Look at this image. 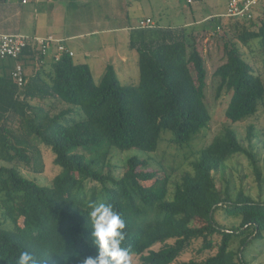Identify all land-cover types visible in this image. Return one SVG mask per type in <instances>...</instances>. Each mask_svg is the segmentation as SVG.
Here are the masks:
<instances>
[{
    "label": "trees",
    "instance_id": "16d2710c",
    "mask_svg": "<svg viewBox=\"0 0 264 264\" xmlns=\"http://www.w3.org/2000/svg\"><path fill=\"white\" fill-rule=\"evenodd\" d=\"M242 24L247 27L239 41L247 45L258 39L264 49V18L260 24ZM178 32L182 33L138 47V83H121L112 65L97 82L89 64L76 63L69 54L52 61L46 78L39 71L42 67L34 70L22 90L11 74L0 78V159L29 166L35 158L29 152L38 141L61 167L52 185L45 186L25 177L15 165H0V193L6 200L4 216L0 215V264H15L22 251L42 257L43 264H82L96 256L87 217L93 201L111 203L121 213L127 232L123 246L142 264H248L244 247L264 238V201L244 189L235 197L228 189L223 193L215 178L236 154L247 155L260 177L256 156L233 128L226 127L201 149L193 173L182 175L171 199L169 177L154 179L156 171L148 170L150 159L132 156L122 176L112 174L113 147L155 152L164 130L172 133L175 144L184 145L211 120L205 101V60L184 30ZM224 50L226 62L214 73L219 78L216 98L224 91L231 93L225 116L236 123L258 112L264 80L236 42L225 41ZM253 136L250 126L247 138ZM40 158L38 151L41 165ZM87 181L96 184L88 189ZM148 181L152 183L146 186ZM220 209L227 216H239V225L220 224L215 217ZM186 215L202 224L190 226L181 220ZM7 220L12 226H6ZM240 237L236 253L230 246ZM198 240V252L215 253L178 260Z\"/></svg>",
    "mask_w": 264,
    "mask_h": 264
},
{
    "label": "rangeland",
    "instance_id": "374dc122",
    "mask_svg": "<svg viewBox=\"0 0 264 264\" xmlns=\"http://www.w3.org/2000/svg\"><path fill=\"white\" fill-rule=\"evenodd\" d=\"M142 1L143 11L146 13L149 11L152 0H140ZM82 0L78 2L81 3ZM101 0H88V3L79 5L76 9H71L75 14L81 15L80 19L87 14L86 10L101 11L104 10L108 14L117 16V18H125L128 14L130 18H134L133 15L136 12L140 14L138 6H135V0H115L114 2H107ZM128 4H131L130 6ZM158 7L162 6L165 11V15L161 16V23L164 25L174 24L182 25L190 23V31L198 29L200 26H196L195 20H202L203 17L211 14V11H217L222 9L223 0H204L200 6H194L189 3L188 0H159ZM156 8H154L155 10ZM135 11V12H134ZM222 12V10H219ZM170 16V19L167 18ZM219 15V14H218ZM91 17V15L89 16ZM208 17V16H207ZM222 22V29L216 27L217 24L213 21L204 23L202 29L194 30L187 33V39L191 43H195L200 53L202 54L206 70H207V87L206 104L211 114V120L206 128L202 129L193 139L184 145H177L172 141V133L168 130H164L161 133L158 149L155 152H145L139 149H130L126 151H120L116 147L112 148L110 154V162L112 165V174L120 177L124 173L127 167V160L132 156H138L141 159H150V167L148 170L156 171L155 178L169 177V194L168 199H171L177 185L181 182L182 175L185 172L193 173V163L199 158L201 149L212 142L216 135L222 133L226 127L233 128L239 140L244 147L251 151L257 159V165L260 171V177L256 169L254 168L250 158L245 154H236L231 157L225 165L215 173V178L218 188L221 192H225L228 189L235 197L239 189H244L254 199L264 201V99L259 106L258 112L248 117L247 119L232 123L225 116V110L230 100V92H222L220 98H216V89L219 84V78L214 75L216 69L226 62V54L224 50V43L227 40L236 42L240 48L243 57L253 66L254 72L260 75L264 80V49L258 39L251 41L249 44L244 45L239 41L238 35L241 33L243 27H247L246 24L237 23L233 20L224 18ZM209 20V18H208ZM187 21V22H186ZM116 23L113 19V24ZM138 23V21H137ZM136 23V25H137ZM129 77L119 73V80L123 84H129L131 82L138 83L140 79V71L138 65H134L126 72ZM95 79L100 82V77L96 73ZM253 126L254 136L251 140L247 138L248 128ZM35 150L30 151V155L33 156L34 162L31 165H26L22 161L16 160L13 163H8L0 159V165L18 167L20 172L27 178L36 181L40 185L50 186L53 183V179L56 174L61 171V167L54 164L53 152L40 144L38 141L34 142ZM38 151L41 153L40 164L36 160ZM86 156H90L89 153L78 151ZM35 167L41 168L40 171H36ZM107 171V169H106ZM152 182H145L146 186H149ZM96 183L87 181L86 186L88 189L94 186ZM0 215L4 214V208L6 205L5 197L0 193ZM4 216V215H3ZM216 220L224 227L230 228L238 226L241 218L227 216L223 209H220L216 215ZM181 220L190 226H199L202 221L196 217L189 215L181 217ZM6 226H12L10 220L5 222ZM216 238H219L216 236ZM241 237L234 238L230 248L238 253L241 247ZM201 245V241H195L194 244L184 252L178 260H189L192 258L203 259L212 252H198V248ZM159 245L154 246V249H158ZM243 256L248 264H264V238L255 239L250 242L249 245L244 247ZM133 264H142L139 256L133 255L131 257Z\"/></svg>",
    "mask_w": 264,
    "mask_h": 264
},
{
    "label": "crops",
    "instance_id": "0c3cea01",
    "mask_svg": "<svg viewBox=\"0 0 264 264\" xmlns=\"http://www.w3.org/2000/svg\"><path fill=\"white\" fill-rule=\"evenodd\" d=\"M0 0V32L11 34H25L30 36H54L62 39L64 43L74 52L76 63L89 64L94 77L97 73L100 78L105 74L108 65H112L117 73L129 77L126 73L130 67L138 65V47L151 45L159 41L162 36H171L180 29L190 33L194 30L202 29L204 23L215 22L219 18L224 22L223 14L226 12L227 0H223L222 9L212 10L210 15L202 20H195L198 29L190 31V23L182 25H164L161 16L166 13L162 6L158 7L159 0L149 2L148 12L143 11L142 1L135 0L138 6L137 14L134 18L128 14L125 18H117L116 15L108 14L104 10H86L87 14L80 19L79 13H74L71 9H76L79 5L88 3V0ZM90 1V0H89ZM102 2L105 0H101ZM115 0H106L114 2ZM129 1V0H127ZM189 1V0H188ZM204 0H191V5L200 6ZM129 6L131 4H128ZM154 8H156L154 10ZM219 10H222L220 12ZM219 14V15H218ZM91 15V17H89ZM152 18L156 25L153 28L140 29L136 27L137 21L141 18ZM170 19V16L167 15ZM209 18V20H208ZM113 19L116 23L113 24ZM187 22V21H186ZM53 53L46 58V64L39 70L46 78L51 69ZM25 71L30 79L35 71L30 61L26 60ZM15 62L11 59H0V78H8L12 73ZM119 78V76H118ZM133 83V82H131Z\"/></svg>",
    "mask_w": 264,
    "mask_h": 264
},
{
    "label": "built area",
    "instance_id": "2783aa9c",
    "mask_svg": "<svg viewBox=\"0 0 264 264\" xmlns=\"http://www.w3.org/2000/svg\"><path fill=\"white\" fill-rule=\"evenodd\" d=\"M222 17L240 23L260 24L264 18V0H227L226 12ZM155 25L152 18L146 17L141 18L136 27L146 29ZM25 51L29 52L26 60L33 65V70L43 67L50 53H53L54 62L60 60L63 54L74 57V52L64 41L54 36L41 37L0 32V59H11L15 62L11 76L19 90H22L27 83L26 60L23 59Z\"/></svg>",
    "mask_w": 264,
    "mask_h": 264
},
{
    "label": "clouds",
    "instance_id": "9594fccd",
    "mask_svg": "<svg viewBox=\"0 0 264 264\" xmlns=\"http://www.w3.org/2000/svg\"><path fill=\"white\" fill-rule=\"evenodd\" d=\"M87 217L91 223L92 244L97 249V255L85 258L82 264H130L129 249L123 246L127 236L126 223L113 204L90 202ZM15 264H43V258L22 251Z\"/></svg>",
    "mask_w": 264,
    "mask_h": 264
}]
</instances>
